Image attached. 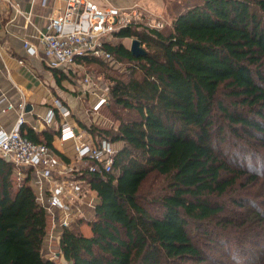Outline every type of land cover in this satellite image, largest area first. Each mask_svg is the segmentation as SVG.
I'll use <instances>...</instances> for the list:
<instances>
[{
	"label": "trees",
	"instance_id": "trees-1",
	"mask_svg": "<svg viewBox=\"0 0 264 264\" xmlns=\"http://www.w3.org/2000/svg\"><path fill=\"white\" fill-rule=\"evenodd\" d=\"M127 38L146 55L133 56L121 42ZM114 39L111 60L81 63L98 65L113 83L99 112L109 110L117 127L85 129L123 145L111 172L81 176L97 204L92 219L60 229L64 261L240 264L246 253L243 264H264L262 167L221 155L229 137L264 153V0H199L178 11L168 34L135 25ZM22 131L35 143L53 141L52 128ZM12 168L0 159V264H57L43 253L47 210L30 176L18 180ZM154 178L167 179L168 194L150 208L143 199Z\"/></svg>",
	"mask_w": 264,
	"mask_h": 264
},
{
	"label": "built area",
	"instance_id": "built-area-1",
	"mask_svg": "<svg viewBox=\"0 0 264 264\" xmlns=\"http://www.w3.org/2000/svg\"><path fill=\"white\" fill-rule=\"evenodd\" d=\"M45 1V0H44ZM0 4L19 9L12 0H0ZM21 13V12H18ZM131 8L119 9L109 7L98 8L87 0H67L64 11L50 19L47 31L39 37V47H33L29 41L24 48L31 56H38L51 69H71L77 67L84 75L78 83L84 94L94 97L93 113L108 103L111 98L113 84L101 85L100 79L86 70L81 63L86 58L109 61L112 59L107 46L112 42L114 33L140 20ZM165 25L156 23L149 28L163 29ZM3 112L18 110L16 124L11 130H0V159L13 166V173L19 180L28 175L35 188L37 200L47 210L48 217L53 220L54 231L51 240H57L55 247L47 245L45 256L60 262L63 255L60 249V235L54 232L70 227L71 222L84 218L85 210H94L97 204L95 194L86 204V196L90 189L88 182L81 176L88 173L105 174L112 171L117 150L115 144L107 139L95 140L87 132L63 123L59 130V141H73L74 159L65 160L51 145L35 143L29 140L22 129L26 124L23 103L16 105L5 100ZM54 106L62 117L70 115L69 109L58 99ZM56 113L50 111L46 125H50ZM36 130V128H34Z\"/></svg>",
	"mask_w": 264,
	"mask_h": 264
},
{
	"label": "crops",
	"instance_id": "crops-1",
	"mask_svg": "<svg viewBox=\"0 0 264 264\" xmlns=\"http://www.w3.org/2000/svg\"><path fill=\"white\" fill-rule=\"evenodd\" d=\"M12 1L19 11L0 4V101L16 105L23 103L26 116L23 129L31 128L40 136L52 128L54 134L51 146L65 160H69L73 154V141H59L60 127L63 123H69L90 135L85 126L90 125L89 116H95L92 111L94 97L82 92L78 83L81 78H78V74L74 76L70 68L51 69L38 56L29 55L24 48L25 41H29L33 47H39L41 33L47 31L51 18L64 11L67 0ZM55 99L69 109L68 117L58 113L53 104ZM4 105H0V130H11L20 111L3 112ZM50 111H54L56 117L50 125H46L44 120ZM13 176L18 179L14 173ZM30 183L37 192L38 189ZM57 232L60 233V230ZM43 253H47V239ZM59 263L67 264L63 258Z\"/></svg>",
	"mask_w": 264,
	"mask_h": 264
},
{
	"label": "rangeland",
	"instance_id": "rangeland-1",
	"mask_svg": "<svg viewBox=\"0 0 264 264\" xmlns=\"http://www.w3.org/2000/svg\"><path fill=\"white\" fill-rule=\"evenodd\" d=\"M93 5L97 6L98 8L105 9L109 7H115L119 9H129L131 8L133 12L137 13L136 15L140 17V20L137 19V22L130 26H135V25H142L145 27H148L149 25H156V23H162L164 26L163 29H159V31L168 34L171 29H172V24L174 22V18L178 11H181V9L185 7H189L194 5L195 3H198L199 0H89ZM125 7V8H123ZM129 26V27H130ZM135 38H127L121 40V42L130 49L131 47V42ZM112 42H118L114 38L112 39ZM143 48H146V46H142ZM86 70L93 73L95 77L100 79L101 85L103 83L107 84H113L112 82L108 81L106 78L105 74L101 72V68L98 65H87ZM127 69V64L125 63H120L119 66L117 67V70L119 73L125 72ZM74 72L78 74V78H82L84 75V72H82L79 68L74 67L73 68ZM75 79V77H74ZM229 102V101H228ZM89 124H100L101 127L103 128H110V127H117L115 124L114 120L111 118L109 114V110L104 108L102 112H95V116H89ZM240 143L241 147L237 146V143L233 137L228 138V142L224 143L221 146L222 153L226 158H229L233 160V162H238V164L243 165L245 167L248 166H256V168L262 167L261 171L264 174V165L262 163H254V162H264V153H260V149L257 148L256 146L244 142L242 140H238ZM238 143V144H239ZM122 143H117L115 144V148L118 151L122 147ZM258 152V154L261 155V158L258 159V155L256 156L253 153ZM74 159V153L72 154V157ZM264 164V163H263ZM258 166V167H257ZM155 180L147 183L145 186L146 191H147V196L143 199V203L146 204L148 207L152 208L153 204L158 202L163 196L168 194V191L166 190L167 186V179H153ZM94 192L89 191L87 196H86V204H88L93 198ZM84 218L83 220H88L92 219L93 215V210H85L84 211ZM82 218L79 217V219H76L71 222V227L73 224L81 220ZM54 225H53V220L49 217L48 218V235H47V245L52 244L53 247L57 245V240H51L50 234L53 233ZM81 231L89 236L90 235V228L87 224H82L80 227ZM54 235H60L58 232H54ZM234 245L231 246L230 252L232 255H238L236 251L234 250ZM211 252L216 256L221 258H224L222 260L229 261L228 258L225 259V254L220 253L215 250H211ZM242 254V253H241ZM239 254V260L240 264L244 263V260L246 257V253L243 255ZM225 256V257H224ZM237 257V258H238ZM57 264H64V263H59L56 262Z\"/></svg>",
	"mask_w": 264,
	"mask_h": 264
},
{
	"label": "water",
	"instance_id": "water-1",
	"mask_svg": "<svg viewBox=\"0 0 264 264\" xmlns=\"http://www.w3.org/2000/svg\"><path fill=\"white\" fill-rule=\"evenodd\" d=\"M130 51L135 57H143L147 51L142 47L141 42L138 39H133L131 42Z\"/></svg>",
	"mask_w": 264,
	"mask_h": 264
}]
</instances>
